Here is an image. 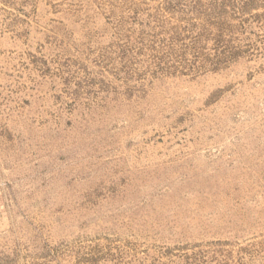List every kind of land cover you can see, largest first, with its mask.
Here are the masks:
<instances>
[{
    "label": "rangeland",
    "instance_id": "obj_1",
    "mask_svg": "<svg viewBox=\"0 0 264 264\" xmlns=\"http://www.w3.org/2000/svg\"><path fill=\"white\" fill-rule=\"evenodd\" d=\"M0 264H264V0H0Z\"/></svg>",
    "mask_w": 264,
    "mask_h": 264
}]
</instances>
